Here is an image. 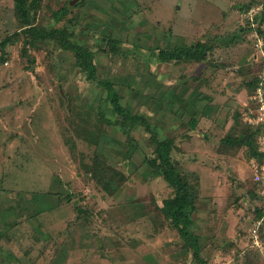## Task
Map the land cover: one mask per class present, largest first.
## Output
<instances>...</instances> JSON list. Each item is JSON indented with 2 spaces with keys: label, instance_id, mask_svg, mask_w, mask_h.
Segmentation results:
<instances>
[{
  "label": "rangeland",
  "instance_id": "1",
  "mask_svg": "<svg viewBox=\"0 0 264 264\" xmlns=\"http://www.w3.org/2000/svg\"><path fill=\"white\" fill-rule=\"evenodd\" d=\"M263 3L237 11L240 26L252 24L246 54L258 51L241 68L229 47L238 26L223 23L230 0H25L36 35L20 27L14 0H0V264H264V194L253 176L264 155L237 140L262 126L249 122L256 88L220 89L263 73ZM66 33L92 51L95 77L77 66ZM188 40L218 49L203 62L161 59ZM152 135L172 141L178 167L198 182L181 229L165 207L174 189L149 162ZM96 161L108 169L103 186Z\"/></svg>",
  "mask_w": 264,
  "mask_h": 264
},
{
  "label": "trees",
  "instance_id": "2",
  "mask_svg": "<svg viewBox=\"0 0 264 264\" xmlns=\"http://www.w3.org/2000/svg\"><path fill=\"white\" fill-rule=\"evenodd\" d=\"M15 4V10L16 14L18 16V19L20 21V27L22 29L29 30L30 32H33L34 35L40 34L41 31L37 30L35 25H32V22L29 20V7L26 6L25 0H14ZM65 14V10L62 9L60 12H57V20L60 19V17ZM253 19V18H252ZM251 20V19H250ZM258 23L257 30L260 32L264 31L262 28V25L264 24V15L256 18L255 19ZM53 31H48L47 34L51 35ZM62 37H64L65 32H61ZM41 36H43L41 34ZM10 43V38H6L1 44L3 46L8 45ZM27 43V42H26ZM77 42L73 41L72 39L68 38V34L66 33L65 36V45L71 47L75 51V55L77 56L78 63L77 66H79L81 71H84L87 75L88 78L95 77V72H96V67L94 62H92L91 58V52L89 49L81 47V45H77ZM208 45H205L203 42H198L195 45H185L184 47L186 48H181L179 47L178 49L174 48L172 50L171 56L173 58H179V59H184L190 57V59H193L197 62H203L205 61L208 56ZM257 78L254 79L253 82L256 85L258 83ZM100 83L99 85L104 86V88H107V95L106 98L113 104L114 110L116 109L117 111L121 113H126L123 112L124 110L122 107L119 105V97L117 93L115 92L114 89H112L111 84L108 81H103L101 79L98 80ZM115 110V111H116ZM116 111V112H117ZM191 127L194 128L196 126V120L192 119L191 122ZM263 126H259L257 128L252 129V132L247 135V137L239 136L237 140L241 142L242 144L246 145V147L249 150L250 155H263V153L257 151L256 149V142L258 135L260 134V130ZM243 137V138H242ZM153 141L157 143V148H156V156L152 159H150V164L153 165L154 171L156 174H160L163 176L169 184L172 185L174 189V195L169 204H167L165 207H167V210L169 211L170 214L173 216V220L177 227L181 229V223H178L179 220L183 217L186 216H191V211H193L196 208L195 202L197 198L199 197V186L198 182L193 180L192 177H196L194 172L191 174L183 173L181 169L178 167L177 161L173 159L171 155V150H172V141L170 139H163L159 138L158 135H152ZM132 144L130 143V146ZM97 166L94 165L93 170L96 171L97 173H103L102 175H98L97 178L98 180H102L100 182L101 186L105 184L106 180V173L108 172V169L105 168L104 165L101 164V161H96ZM104 181V182H103ZM254 183L260 186L259 182H256L254 180ZM261 207H258V214L261 216L262 211ZM183 232V231H181Z\"/></svg>",
  "mask_w": 264,
  "mask_h": 264
},
{
  "label": "crops",
  "instance_id": "3",
  "mask_svg": "<svg viewBox=\"0 0 264 264\" xmlns=\"http://www.w3.org/2000/svg\"><path fill=\"white\" fill-rule=\"evenodd\" d=\"M245 1V0H244ZM243 1V2H244ZM240 2H241V0H240ZM238 3L237 2V0L234 2V0H230V7H232V9H234L232 12H229V10H227V9H224L223 10V13H222V15H223V23L225 24L226 22L228 23L226 26H227V28H232V26H238L237 28H235V37H233V41H232V44L233 45H230L229 47H234V48H237L238 50H239V52L237 51V54H240V56H239V62L238 63H236V64H238L239 66H241V68H242V66H244V65H247V66H251L250 64L252 63V65H254V62H253V60H252V57L254 56V57H256V56H258V51H257V49L256 48H254V47H252V51H253V53H252V51H251V53H249V54H246V52L248 53V49H249V43L247 42V45H244V43H243V38H242V34L244 35V32L245 33H249L250 31H248V30H252V28H249V27H251V25L252 24H250V25H246V22H244V25L243 26H240L239 24H241L243 21H240V20H238L237 18H240V16H239V14H238V12L239 13H242L241 11L242 10H239V9H241V4H243V2L242 3ZM262 2H264V0H248V4L249 5H247L246 7H245V9L243 10V11H245L246 9H248V7L249 6H251V5H255V4H259V3H262ZM264 4V3H263ZM234 7V8H233ZM253 9L255 8V9H258L259 7H252ZM238 11V12H237ZM225 13H226V16H227V18L225 17ZM254 14H257V13H254ZM264 15V9H263V11H261V13L259 14V16L257 17V18H259V17H261V16H263ZM233 16H235V18H233ZM239 16V17H238ZM248 19H251V18H248ZM256 21V20H255ZM254 20H253V22H255ZM256 23H257V21H256ZM258 24V23H257ZM258 26V25H257ZM262 28L264 29V24L262 25ZM233 29V28H232ZM243 32V33H242ZM180 33V34H179ZM184 34H181V30H178V32H177V36H178V38H181V39H184V40H186V39H190V40H192V39H194V37H196L194 34H191V36L190 35H185V36H183ZM247 40H248V38H247ZM198 42H203L202 40H197V41H195V42H193V43H191V42H189V40H188V42H186V43H182V44H184V45H195V44H197ZM203 43H205V42H203ZM205 45H208L207 47H208V50L210 49V47H214V48H216V46H214V45H212V44H207V43H205ZM250 47H251V45H250ZM216 49H218V48H216ZM227 49V51H229V48L227 47L226 48ZM161 59H163L165 62H169V61H174V60H178L179 58H173V56H171V54L170 55H168V57L167 56H165L164 58H161ZM181 60V59H180ZM184 60H188L187 58H184ZM224 60V59H223ZM197 62V61H196ZM257 64H258V61H257ZM258 66V65H257ZM256 66V67H257ZM260 70V69H259ZM255 71H258V70H255ZM259 72V71H258ZM221 73H222V71H221ZM224 73V72H223ZM225 74V73H224ZM258 73H255V75L253 76V75H250V73H247V72H244V73H242V74H239V75H235V78H230V80H231V82H234V85H230V86H227V85H224V87H223V85H222V87L220 88L221 90H225V91H227V93H232L233 92V94H235L236 96L237 95H241L242 93H243V91H247V89L248 88H246V86L244 85V83L246 82V80H249V83L248 84H246L247 86H250V87H252L251 85H249L250 83L251 84H253V83H255V82H253L254 81V79L255 78H257V79H259L258 80V83H256V85H255V93H256V91H257V89H258V87H259V85H260V83L261 82H263V84H264V77L263 78H261L260 77V75L258 76L257 75ZM229 77H230V74L228 73L227 74ZM253 76V77H252ZM252 77V78H251ZM251 78V79H250ZM214 80V84H215V88L214 89H217L218 88V84H221L220 83V81L219 82H217V80H220L219 78H216V79H213ZM212 80V81H213ZM236 81H237V83H236ZM244 82V83H243ZM201 90H204V89H201ZM209 91H211V89H208ZM209 91H207V92H209ZM212 92V91H211ZM255 93H254V95L252 96V97H254L255 96ZM238 97V96H237ZM238 102H236V104H237ZM198 154V153H197ZM203 155H204V157L203 158H206V159H211V158H209V156H207L206 155V153H202ZM199 158H200V156H199V154L197 155ZM201 159V158H200ZM260 188V187H259Z\"/></svg>",
  "mask_w": 264,
  "mask_h": 264
},
{
  "label": "built area",
  "instance_id": "4",
  "mask_svg": "<svg viewBox=\"0 0 264 264\" xmlns=\"http://www.w3.org/2000/svg\"><path fill=\"white\" fill-rule=\"evenodd\" d=\"M260 77L261 78L264 77V64H263V73L260 74ZM254 97L256 99V103L258 107V114L256 117L250 118L249 122L253 124H261L263 126V130L260 132L257 138L256 149L257 151L263 153L264 155V84L263 82L260 83ZM253 163H254V168H253L254 180L260 183V192L264 194V163H259L257 162V160H254Z\"/></svg>",
  "mask_w": 264,
  "mask_h": 264
},
{
  "label": "water",
  "instance_id": "5",
  "mask_svg": "<svg viewBox=\"0 0 264 264\" xmlns=\"http://www.w3.org/2000/svg\"><path fill=\"white\" fill-rule=\"evenodd\" d=\"M71 3H73V1H71Z\"/></svg>",
  "mask_w": 264,
  "mask_h": 264
}]
</instances>
